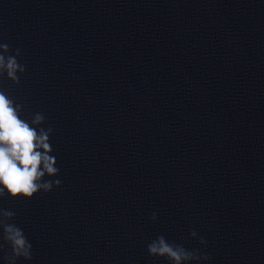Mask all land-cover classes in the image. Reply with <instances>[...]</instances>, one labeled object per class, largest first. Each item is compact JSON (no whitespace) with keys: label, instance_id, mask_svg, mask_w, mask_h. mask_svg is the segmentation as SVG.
I'll return each instance as SVG.
<instances>
[{"label":"water","instance_id":"obj_1","mask_svg":"<svg viewBox=\"0 0 264 264\" xmlns=\"http://www.w3.org/2000/svg\"><path fill=\"white\" fill-rule=\"evenodd\" d=\"M0 42L53 129L60 186L15 200L60 264H169L159 235L264 264V0H0Z\"/></svg>","mask_w":264,"mask_h":264},{"label":"clouds","instance_id":"obj_2","mask_svg":"<svg viewBox=\"0 0 264 264\" xmlns=\"http://www.w3.org/2000/svg\"><path fill=\"white\" fill-rule=\"evenodd\" d=\"M20 55V49H15L13 54L9 44L0 42V83L6 76L14 84H20V77L26 71V66L18 60ZM24 108L0 86V199H31L37 193H48L61 184L59 179H45L59 174L50 142L53 129L51 126L41 127L46 123L42 112L32 113L28 119L22 118ZM14 217L13 211L0 208V252L5 251V244L10 249L3 256L6 264H16L20 258L32 259V245L23 229L10 222ZM151 219H157L155 213ZM189 237L198 238L201 245L207 244L195 230L190 231ZM147 251L152 257L165 258L169 264H192L211 258L200 248H187L183 243L170 242L164 235L148 242Z\"/></svg>","mask_w":264,"mask_h":264}]
</instances>
